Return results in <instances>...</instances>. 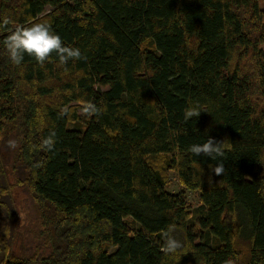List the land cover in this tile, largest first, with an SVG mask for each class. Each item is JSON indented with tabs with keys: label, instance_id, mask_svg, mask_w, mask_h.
<instances>
[{
	"label": "trees",
	"instance_id": "16d2710c",
	"mask_svg": "<svg viewBox=\"0 0 264 264\" xmlns=\"http://www.w3.org/2000/svg\"><path fill=\"white\" fill-rule=\"evenodd\" d=\"M34 23L81 58L14 64L5 41ZM263 44L264 0H0V264H264ZM208 138L222 157L191 153ZM157 155L199 191L195 218ZM11 176L43 206L46 254L16 255Z\"/></svg>",
	"mask_w": 264,
	"mask_h": 264
},
{
	"label": "clouds",
	"instance_id": "9594fccd",
	"mask_svg": "<svg viewBox=\"0 0 264 264\" xmlns=\"http://www.w3.org/2000/svg\"><path fill=\"white\" fill-rule=\"evenodd\" d=\"M8 23L5 20V24ZM5 47L9 54L10 60L19 65L25 55L33 57L40 66H44L46 61L55 54L60 64H66L69 59H80L81 52L78 48H70L64 46L61 37L51 31V26L46 23H34L29 27H18L14 29L5 41ZM84 114L92 116L99 114V109L95 104L88 103L83 107ZM202 111L197 107H189L185 110L184 119L189 121L193 117H198ZM50 137L42 141L43 146L47 150H52L54 147V139ZM8 147L15 149L17 143L14 140L8 141ZM192 154L196 156H205L214 160L217 156L224 155L223 141H215L208 138L206 143L195 144L190 148ZM210 172L219 176L224 173V166L217 164L215 167H209ZM211 178V176H210ZM183 247L181 241L177 240L171 233L165 234L162 252L167 254H174Z\"/></svg>",
	"mask_w": 264,
	"mask_h": 264
},
{
	"label": "rangeland",
	"instance_id": "374dc122",
	"mask_svg": "<svg viewBox=\"0 0 264 264\" xmlns=\"http://www.w3.org/2000/svg\"><path fill=\"white\" fill-rule=\"evenodd\" d=\"M51 7H47L49 10ZM147 46H151L150 42L146 43ZM264 49V44L262 45ZM253 99L257 102V105H261L263 103V96L260 95L258 91L253 94ZM76 104V103H73ZM79 113H83L81 108L78 109ZM12 140V136H6L3 142V161L4 163H8L9 159H11L12 155L15 153V149H10L8 147V141ZM171 157L169 155H157L155 157H151V162L158 167L162 174H164L166 179V187L168 190L174 193H183L185 198L188 200L189 205L193 211V218H195L196 213L195 209L200 204V197L198 190H192L185 187V184L182 182L179 177L177 170L172 168L169 164ZM264 161L261 166L263 167ZM11 183L13 185L9 195H11L13 204L16 206L19 214H20V225L17 231H19V244L17 247L16 255L19 257H24L33 253L34 256L38 253L39 250L41 254H46L50 250V245L42 247V234H41V216L43 213V206L40 202L36 201L32 197V192L23 186H19L18 180L15 177L11 176ZM32 194V195H31ZM128 224L130 226H134L135 229L139 228V224L135 223L132 217L126 218ZM24 242V246L22 245ZM41 247L37 249L38 247ZM20 248V251H19ZM21 252L23 254H21Z\"/></svg>",
	"mask_w": 264,
	"mask_h": 264
}]
</instances>
